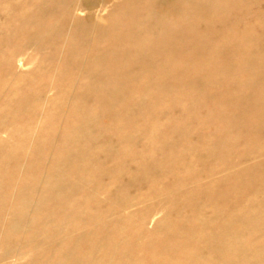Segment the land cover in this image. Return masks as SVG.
I'll return each mask as SVG.
<instances>
[{
	"label": "bare ground",
	"instance_id": "6f19581e",
	"mask_svg": "<svg viewBox=\"0 0 264 264\" xmlns=\"http://www.w3.org/2000/svg\"><path fill=\"white\" fill-rule=\"evenodd\" d=\"M0 264H264V0H0Z\"/></svg>",
	"mask_w": 264,
	"mask_h": 264
},
{
	"label": "rangeland",
	"instance_id": "374dc122",
	"mask_svg": "<svg viewBox=\"0 0 264 264\" xmlns=\"http://www.w3.org/2000/svg\"><path fill=\"white\" fill-rule=\"evenodd\" d=\"M112 6H113V4L108 6L106 9H103L102 12L103 13H107L112 8ZM33 66H34V63H27L25 65H21V68L24 71H26V70L31 69ZM48 94L51 95L53 98H58V97L61 98L63 96V95H59L56 92H52V91H50ZM55 104L56 103H54V105ZM69 105H70L69 102L63 101V102H60V103L56 104L55 106H58V110H59L60 113H63L64 115H69L71 113V108H70ZM32 119H33V122H35V124H36L37 122H39L42 119L41 114L39 112H36L35 114H33ZM107 120H108V118L106 117V121ZM3 133H6V131H4ZM15 136H16L15 138L18 137L17 134H15ZM159 214H161L160 213V209L156 212V215L154 216V218H156ZM154 218L149 221V225L150 226L153 225ZM25 260H26V258L22 259L21 262H25Z\"/></svg>",
	"mask_w": 264,
	"mask_h": 264
}]
</instances>
